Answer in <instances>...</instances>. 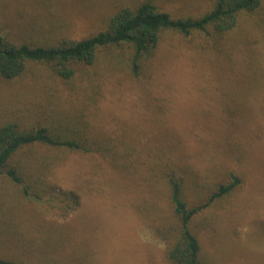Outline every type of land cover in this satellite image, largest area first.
<instances>
[{
  "label": "rangeland",
  "instance_id": "rangeland-1",
  "mask_svg": "<svg viewBox=\"0 0 264 264\" xmlns=\"http://www.w3.org/2000/svg\"><path fill=\"white\" fill-rule=\"evenodd\" d=\"M150 1L197 17L208 0H0V33L14 44H58L103 30L119 9ZM241 15L222 51L164 33L138 78L119 58L75 66L69 80L47 65L0 76V126L73 127L94 151L43 146L19 160L45 188L74 193L64 218L25 201L0 177L1 256L22 264H171L178 236L165 167L175 163L190 206L235 172L241 185L191 223L204 264H264V0ZM68 129L63 127V130ZM176 174V175H177ZM179 178V179H181Z\"/></svg>",
  "mask_w": 264,
  "mask_h": 264
},
{
  "label": "trees",
  "instance_id": "trees-1",
  "mask_svg": "<svg viewBox=\"0 0 264 264\" xmlns=\"http://www.w3.org/2000/svg\"><path fill=\"white\" fill-rule=\"evenodd\" d=\"M209 10L197 17H174L160 10L150 1L134 8H121L107 22L106 27L91 37L81 40H63L58 44H14L0 33V76L12 80L22 76L32 64L47 65L57 77L71 79L75 66H94L100 55L119 58L130 75L138 78L154 56L160 37L172 33L186 39H199L204 48L222 51L228 35L237 27L241 15L253 14L260 0H208ZM51 125H34L26 129L13 123L0 126V177L7 179L22 198L39 206L48 205L59 217L74 211L79 199L74 193H57L45 188L38 177L29 172L17 160L21 151L43 146L63 151H94V148L73 127L54 125V119H46ZM63 127L68 129L63 130ZM176 165L170 161L165 172L170 188V202L178 221V236L168 247L166 255L171 264H204L201 248L193 234L191 223L202 211L220 201L241 185V179L233 171L227 173L228 181L219 184L210 196L197 206H190L183 198V180ZM178 173V174H177ZM177 174V175H176ZM181 178V179H179ZM0 230V264H22L13 258L1 256L4 244Z\"/></svg>",
  "mask_w": 264,
  "mask_h": 264
}]
</instances>
